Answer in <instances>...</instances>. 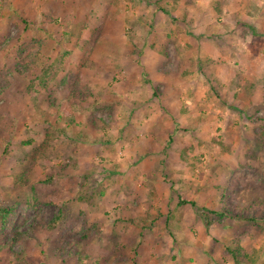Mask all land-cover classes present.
Segmentation results:
<instances>
[{
  "label": "rangeland",
  "instance_id": "1",
  "mask_svg": "<svg viewBox=\"0 0 264 264\" xmlns=\"http://www.w3.org/2000/svg\"><path fill=\"white\" fill-rule=\"evenodd\" d=\"M49 65L59 72L39 88ZM68 74L89 94L75 126L58 117ZM263 93L264 0H0V157L10 147L0 206L16 205L8 236L30 225L40 236L1 249L0 264H61L76 250L95 264H232L231 240L264 253L257 225L222 219L206 233L200 208L174 209L177 195L215 209L226 185L238 210L264 200V151L252 142ZM57 130L69 138L37 154ZM34 160L29 183L14 188L12 172ZM51 173L73 198L52 232L43 226L56 209L40 183Z\"/></svg>",
  "mask_w": 264,
  "mask_h": 264
},
{
  "label": "trees",
  "instance_id": "2",
  "mask_svg": "<svg viewBox=\"0 0 264 264\" xmlns=\"http://www.w3.org/2000/svg\"><path fill=\"white\" fill-rule=\"evenodd\" d=\"M214 9L220 13L219 6L215 4ZM175 23H178L177 20H174ZM184 24L185 21L183 22ZM59 72V66H47L44 68L40 75L37 76L34 80V82L37 83V86L39 88H45L48 83H50L54 76ZM210 81V80H208ZM207 81V82H208ZM206 83V82H205ZM63 86L66 91V98L64 104H58L57 109L60 112L59 118H65L67 121L75 126L74 122V112H77V108H80V104H83L86 102V100L89 97L88 92L83 88V86L80 84L79 79L76 75L68 74L63 81ZM33 88L32 84L27 86V90ZM212 92H214V88L211 87L210 89ZM264 95V93H263ZM235 109V108H233ZM237 110V109H235ZM73 112V113H72ZM241 113H244L241 110ZM247 118V117H246ZM260 121V124L258 125V133L254 135V138L252 140L253 145L255 146V149L258 151H264V119L258 118ZM58 135L56 138H52L50 135H47L44 139L43 143L41 144V147L37 150V154L43 155L47 148L54 146H59L62 144L65 140L69 138L68 134H66V131L64 130H57ZM169 143L172 142V138H168ZM32 140L23 141L22 144L24 145H30ZM8 147V146H6ZM9 148H5L0 157V166L3 165L5 160H8V151ZM167 148V147H166ZM191 152V148H184L183 150H180L178 152V157L180 160H186L187 153ZM7 158V159H6ZM37 163L36 160H34L31 165L27 168H25L22 172L20 170L12 172V186L15 187H23L26 186L29 183V175L31 168ZM68 167V164H65L61 166L62 171L64 172L62 175L67 178L72 174H69V171H66ZM62 175H59L57 173H51L49 174L45 179L40 181V183L44 185H49L50 189L42 193L43 197V203L47 206H53L56 209V213L52 217V219L47 222L43 227L47 229L48 231L52 232L55 230L58 226L62 225V223L65 221L67 215H68V205L70 202L73 201L72 196L68 192V190L64 187L63 182L61 181ZM220 193L219 198L217 199V203H215V209H209L205 206L198 207L195 202L186 200L184 197L177 195L175 208L179 209L183 206H191L192 208H200L198 211H200L197 215L200 218V223L202 225L203 230L206 233H210V228L212 227L213 223H219L220 220L224 219L226 221H235L238 225H244V224H253L257 225V229L260 233H264V200H261L259 198L252 197L250 199V203L246 208H242L238 210L235 206L229 205L227 202L228 195L227 193L232 192L233 190L229 186H220ZM31 200L34 201L33 205L37 204L38 198L36 196L34 187L31 189ZM88 201L87 198L79 196V201ZM14 205H8V206H0V230L3 231V239L2 242H0V250L4 249L5 251H10L11 246L14 245L16 242H18L21 239L27 238V237H34L35 240L39 239V233H37V230L35 226L30 225L27 229L21 230L20 228H16L11 232V236H8L9 230H7L6 226H9L10 222H12L15 213L16 208ZM202 211V212H201ZM133 222V220H129ZM9 223V224H8ZM151 223L148 226H141V229H146L148 227H151ZM10 229V228H9ZM139 232V237L143 236V231ZM39 237V238H38ZM59 250V249H58ZM55 251L56 255L57 252L60 255V251ZM227 254L229 255L230 261L232 264H264V253H262L261 249H255L253 248L250 252L247 251L238 240H231L229 245L226 247ZM72 254V255H71ZM73 257L72 263L68 262V258ZM59 257H57V260ZM78 262V263H77ZM97 262V259L95 262H92L89 260L88 255L76 250V252H68L67 256L64 258L61 255V264H95ZM44 264V263H40Z\"/></svg>",
  "mask_w": 264,
  "mask_h": 264
},
{
  "label": "crops",
  "instance_id": "3",
  "mask_svg": "<svg viewBox=\"0 0 264 264\" xmlns=\"http://www.w3.org/2000/svg\"><path fill=\"white\" fill-rule=\"evenodd\" d=\"M167 1H170V0H167ZM256 3V2H255ZM254 2H252L251 4L252 5H254L255 4ZM204 10V9H203ZM202 10V11H203ZM185 14H187V12H185V10H183V11H181V15H178V19H177V21H179V18L180 17H184V15ZM185 25V24H184ZM157 27V28H156ZM155 29L156 30H162V26L161 25H155ZM251 29V31H253V29L252 28H250ZM185 31H187V30H185ZM254 32V31H253ZM190 35V34H189ZM194 34H191V36H193ZM201 38V35H194V37H193V39H195V40H198V39H200ZM146 66H148V67H151V64L150 63H146ZM154 67V66H153ZM164 81L166 82V81H168L167 79H164ZM164 81L161 83V84H164ZM176 92H171L170 94H168V95H165V96H161L160 98L162 99V100H172V98L174 97V94H175ZM168 109H171L170 107H168ZM183 108H181V110H182Z\"/></svg>",
  "mask_w": 264,
  "mask_h": 264
}]
</instances>
